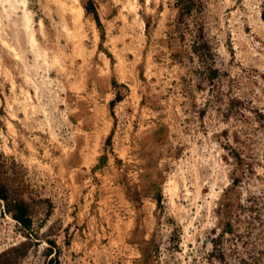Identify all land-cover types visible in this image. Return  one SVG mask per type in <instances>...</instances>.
<instances>
[{
    "label": "rangeland",
    "instance_id": "1",
    "mask_svg": "<svg viewBox=\"0 0 264 264\" xmlns=\"http://www.w3.org/2000/svg\"><path fill=\"white\" fill-rule=\"evenodd\" d=\"M176 1L0 0L21 264H264V0ZM27 233L0 198V253Z\"/></svg>",
    "mask_w": 264,
    "mask_h": 264
},
{
    "label": "trees",
    "instance_id": "2",
    "mask_svg": "<svg viewBox=\"0 0 264 264\" xmlns=\"http://www.w3.org/2000/svg\"><path fill=\"white\" fill-rule=\"evenodd\" d=\"M196 2L195 0H177L175 3V7L177 8V16H176V26L182 25L185 23L186 18H191L194 16V12L197 11L195 9ZM94 9L91 7H85L86 13H89L90 11L93 12L95 18L96 13L93 11ZM191 37H192V45H191V50L192 54H195L198 57H202L205 55L206 56L210 55V48L205 40V34L203 31L202 26L200 25L199 27H196L195 31H190ZM204 53V54H203ZM178 56V55H175ZM209 70V69H208ZM210 72V70H209ZM114 104V101L111 102V105ZM0 198L4 200L5 206H6V211L9 213L12 218L21 225V227L24 230L28 231V235L26 236L27 241L19 243L16 246H13L4 252L0 253V264H21L22 260L26 257L27 255V250L28 247L31 245V236L32 234L30 233L32 229V218H31V213L28 204L19 199H8L4 195V190L0 189ZM49 244H51L52 247L45 249L44 251V256L46 258H49L48 261H44L43 264H60L57 260V257H55L58 253L54 249L56 246L54 242L49 241ZM56 248V247H55ZM54 253V256H52Z\"/></svg>",
    "mask_w": 264,
    "mask_h": 264
}]
</instances>
